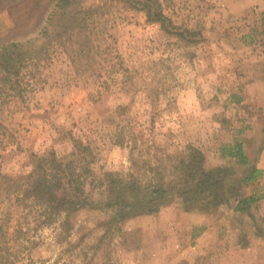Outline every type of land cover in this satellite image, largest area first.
<instances>
[{
	"label": "rangeland",
	"instance_id": "rangeland-1",
	"mask_svg": "<svg viewBox=\"0 0 264 264\" xmlns=\"http://www.w3.org/2000/svg\"><path fill=\"white\" fill-rule=\"evenodd\" d=\"M138 1L68 0L51 28L59 0H0V50L24 44L0 71V176L28 173L32 154H77L96 202L111 189L102 173L125 172L131 154L156 164L191 144L206 166L234 168L216 162L244 141L264 155V0ZM142 6L190 34L167 33ZM46 29L59 36L29 61V40ZM30 206L0 187V264H264V245L243 230L257 208L239 212L234 199L128 218L87 207L67 229Z\"/></svg>",
	"mask_w": 264,
	"mask_h": 264
},
{
	"label": "trees",
	"instance_id": "trees-1",
	"mask_svg": "<svg viewBox=\"0 0 264 264\" xmlns=\"http://www.w3.org/2000/svg\"><path fill=\"white\" fill-rule=\"evenodd\" d=\"M67 1L59 0L58 10L51 20V28L54 22L58 21L59 12ZM136 2L142 3L138 0ZM141 9L145 10L147 20L159 22L167 33L178 37H183L184 33L190 34L189 30H172L171 21L161 12H152L150 7L144 6ZM58 36L56 30L49 32L46 29L42 36L30 39L29 61L38 58L49 44V40ZM23 47L22 43H10L0 50L1 72L16 62L15 57L20 54L18 50ZM74 143L80 146L78 141ZM227 154L226 156L230 157L242 155L240 146H230ZM76 156L64 161L53 151L43 155L32 154V166L28 173L15 176L1 174V190L17 203L29 201V206L35 208L36 220L46 226L55 223L62 216L60 224L66 229L69 217L87 207L115 211L122 218H128L157 213L176 200H180L183 209L189 212L204 211L209 207L217 208L221 205L229 206L230 200L234 199L235 210L247 214L255 202L252 196L240 198L237 185L229 183L232 173L230 166H206L203 151L191 144H188L181 154L167 156L166 160L156 164L144 165L131 154L130 166L125 172L102 173L100 184L109 185L111 189L106 197L96 202L90 199V192L86 187L87 177L90 175L87 157L80 158L77 154ZM127 195L130 200L126 199ZM252 227L255 228L254 224Z\"/></svg>",
	"mask_w": 264,
	"mask_h": 264
},
{
	"label": "crops",
	"instance_id": "crops-1",
	"mask_svg": "<svg viewBox=\"0 0 264 264\" xmlns=\"http://www.w3.org/2000/svg\"><path fill=\"white\" fill-rule=\"evenodd\" d=\"M239 146H240L242 155H239L234 158L220 157L216 163L217 165L219 164L229 165V161H235L234 168L231 167L232 170L241 169V168L248 169L247 172L249 173V176L244 183L237 180L238 177L236 178L234 170L232 171L228 181L231 184L233 183L237 185L240 198L244 199L250 196L255 198V202L253 203L254 205L252 204L250 207L251 209L254 208V206L255 208H257L255 214H253V211H252L253 219H251L253 220V222H255L253 223L255 228L254 227L245 228L243 226L242 227L244 228L243 229L244 231L249 232V237H251L252 241L249 245H252L253 243H260L264 245V227L260 225L262 222H264V214H262L258 209L259 208L258 204H260L264 200V195H263L264 193V189H263L264 188V155L259 150L254 151V150H250L249 148H247L244 141L243 143L241 142ZM262 173H263V178L259 179L257 176L258 174H262ZM257 211H259V214L257 213Z\"/></svg>",
	"mask_w": 264,
	"mask_h": 264
}]
</instances>
